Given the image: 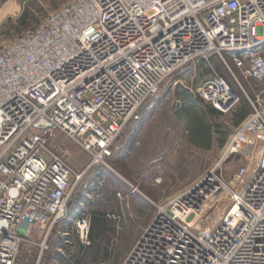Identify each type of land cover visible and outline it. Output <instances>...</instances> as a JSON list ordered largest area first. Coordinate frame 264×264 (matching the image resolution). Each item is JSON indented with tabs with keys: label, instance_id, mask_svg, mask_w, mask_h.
<instances>
[{
	"label": "built area",
	"instance_id": "2783aa9c",
	"mask_svg": "<svg viewBox=\"0 0 264 264\" xmlns=\"http://www.w3.org/2000/svg\"><path fill=\"white\" fill-rule=\"evenodd\" d=\"M213 53L264 82V0H72L1 46L0 264H15L26 241L43 252L55 229L90 245L92 215L69 213L74 186L114 155L166 77ZM194 94L222 113L242 102L216 70ZM250 101L255 112L215 167L157 205L122 264H264V89ZM60 132L88 152L82 171L47 148ZM254 134L263 142L256 168L219 174ZM220 205V223L200 228ZM67 220L71 230L59 228Z\"/></svg>",
	"mask_w": 264,
	"mask_h": 264
},
{
	"label": "rangeland",
	"instance_id": "374dc122",
	"mask_svg": "<svg viewBox=\"0 0 264 264\" xmlns=\"http://www.w3.org/2000/svg\"><path fill=\"white\" fill-rule=\"evenodd\" d=\"M15 1L19 4L16 9L0 11V47L33 29L50 12L72 0ZM227 58L228 63L213 53L212 64L201 58L166 77L159 90L140 107L139 118L129 122L118 137L114 155L107 163L89 168L74 186L69 202L71 216H74L70 212L73 203L75 216L104 212L110 219L111 234L106 244L111 246V256L102 264H122L152 220L157 205L192 187L212 170L240 125L255 112L250 98L264 89V82L245 77L232 58ZM214 70L226 76L242 94V102L233 112L222 113L194 94L197 86L213 76ZM245 111L248 115L238 122ZM247 146L246 153L244 149L235 153L217 172L231 180L244 165L254 170L263 142L254 134ZM47 148L63 154L78 171L89 164L88 152L64 133L52 137ZM225 211V205L211 209L201 217L199 227L218 225ZM70 222L59 226L71 230ZM71 232L57 233L56 244L69 239L76 245L77 232ZM38 236L37 231L32 233L33 238ZM72 249L76 252L66 263L79 262L76 257L79 249ZM64 250L62 245L59 251L63 253H57L61 256L58 263L64 262ZM48 251L50 261L55 253ZM41 254L40 245L26 241L16 263H42L46 257L43 254L41 258Z\"/></svg>",
	"mask_w": 264,
	"mask_h": 264
},
{
	"label": "crops",
	"instance_id": "0c3cea01",
	"mask_svg": "<svg viewBox=\"0 0 264 264\" xmlns=\"http://www.w3.org/2000/svg\"><path fill=\"white\" fill-rule=\"evenodd\" d=\"M17 4V2L15 0H0V11H5V10H13L16 9L17 7H15ZM11 7V8H7ZM71 200V199H70ZM74 204L71 203L70 204V212L72 213V215H76L74 213ZM74 213V214H73ZM79 216V215H78ZM76 217V216H75ZM70 225L72 227V223L70 222ZM60 228V226H59ZM56 231V232H55ZM58 233V230H54L52 231L50 237L47 240L48 243V248L45 249L42 252L41 258L44 256L46 257L44 259V261L42 260V263H21V264H102L105 263L109 257L111 256V246L107 245L106 242V238L104 239V241L102 242L100 247H90V245H86L84 243H82L78 238L76 241V245H72V241H67V239L62 240L60 243L56 244L57 240L55 239L57 236L56 234ZM72 233V232H71ZM70 233V234H71ZM109 231H105V233L103 235L108 234ZM110 234V233H109ZM68 242V243H64ZM77 243H79V245H77ZM30 244V243H27ZM62 245L65 247L66 250H64V255H63V259L64 262L63 263H58L61 259V256H59L57 253H63L60 252L59 250L62 248ZM88 247V248H86ZM51 248V249H50ZM72 248H77L79 249V251H77V261H79L78 263H66L65 261H67L66 259L70 260V257L73 255L72 252H76L73 251ZM53 251L54 250V255L51 256V260L49 261V251ZM85 249H88L87 251ZM45 252V253H44ZM95 254V255H94ZM79 255V256H78ZM15 264H20V263H15Z\"/></svg>",
	"mask_w": 264,
	"mask_h": 264
},
{
	"label": "trees",
	"instance_id": "16d2710c",
	"mask_svg": "<svg viewBox=\"0 0 264 264\" xmlns=\"http://www.w3.org/2000/svg\"><path fill=\"white\" fill-rule=\"evenodd\" d=\"M248 111L243 112L238 122L243 120L248 114ZM110 219L105 216L104 212H97L92 214V221H91V229H90V238H91V245L90 247H100L104 239L108 241L111 228L109 227ZM105 231H109L108 234L103 235ZM109 243H107L108 245ZM110 245V244H109ZM88 248V247H86ZM86 251L88 249H85ZM95 255V254H94Z\"/></svg>",
	"mask_w": 264,
	"mask_h": 264
},
{
	"label": "bare ground",
	"instance_id": "6f19581e",
	"mask_svg": "<svg viewBox=\"0 0 264 264\" xmlns=\"http://www.w3.org/2000/svg\"><path fill=\"white\" fill-rule=\"evenodd\" d=\"M247 145H249V143ZM247 145H245L243 148L245 153L247 152V149H246L248 147Z\"/></svg>",
	"mask_w": 264,
	"mask_h": 264
}]
</instances>
